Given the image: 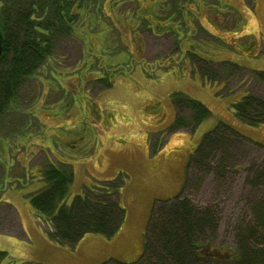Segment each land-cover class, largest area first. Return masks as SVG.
<instances>
[{
    "label": "rangeland",
    "instance_id": "rangeland-1",
    "mask_svg": "<svg viewBox=\"0 0 264 264\" xmlns=\"http://www.w3.org/2000/svg\"><path fill=\"white\" fill-rule=\"evenodd\" d=\"M84 6L76 33L56 38L52 57L0 116V250L7 253L1 264L67 263L47 246L60 245L30 204L29 195L44 185L40 167L73 172L67 203L85 187L120 177L121 231L131 215L125 182L150 169V156L175 160L178 194L191 153L217 123L264 145V124L250 126L233 110L244 92L264 98L256 76L264 70V0H87ZM175 93L209 108L194 130L188 122L171 128L176 116L188 121L192 113L172 103ZM227 152L230 164L249 166L264 148L246 142ZM201 169L189 171L184 196L199 208L214 203L223 210L215 246L231 247L233 214L240 207L247 212L259 188L245 172L221 181ZM140 225L141 219L133 223L120 255L143 245Z\"/></svg>",
    "mask_w": 264,
    "mask_h": 264
},
{
    "label": "trees",
    "instance_id": "trees-1",
    "mask_svg": "<svg viewBox=\"0 0 264 264\" xmlns=\"http://www.w3.org/2000/svg\"><path fill=\"white\" fill-rule=\"evenodd\" d=\"M86 1L0 0V116L12 105L19 87L52 57L56 38L76 33L75 27L85 17ZM256 76L264 81V70H258ZM172 103L192 110L188 121L176 116L172 129L188 122L194 130L210 115L205 104L181 93L172 95ZM233 110L240 121L250 126L264 124V98L253 92H244ZM246 142L264 148L224 122L206 131L189 158L180 192L154 202L141 256L130 263L109 259L101 264H264V155L254 158L249 166L230 164L228 160V149ZM209 151L212 154L208 158ZM201 168L221 181L228 175L245 172L259 188L247 203V212L240 207L233 214V245L223 248L226 250L215 246L223 210L214 203L199 208L184 196L189 171ZM38 171L44 185L32 192L29 200L39 217L49 224L47 236L51 241L73 248L85 233L107 238L116 233L125 214L120 203V177L85 187L67 203L73 172L51 163ZM6 256V251L0 250V264Z\"/></svg>",
    "mask_w": 264,
    "mask_h": 264
},
{
    "label": "crops",
    "instance_id": "crops-1",
    "mask_svg": "<svg viewBox=\"0 0 264 264\" xmlns=\"http://www.w3.org/2000/svg\"><path fill=\"white\" fill-rule=\"evenodd\" d=\"M162 149L163 148L160 149V152ZM148 163L152 164V166L149 167L150 169L143 168V171H141L142 173L132 176L130 182H125L123 196L128 202L131 215L125 216V222L121 231H119L120 226L116 233L110 238L98 233H85L78 239L73 248L61 244L57 247L52 245L51 242L47 243L48 247H55L58 252L57 255H60V257H58L59 259L65 260L67 262L66 264H81L83 258L90 256V263L96 260H103L104 257L108 258H105L106 261L109 259H116L118 261L119 259H126L125 261L130 263L141 256L144 248L143 245L139 246L135 253H124L123 255L131 254L126 258H122L123 255H120L122 249L127 250V247H129L127 236L133 231V223L141 219L140 230L143 231L148 225L150 219L149 213L152 211L154 202L157 200L170 199L177 195L175 160L169 158L167 161L160 163L158 158L152 155L148 159ZM183 169L184 168H182L181 171H183ZM141 209L143 210L140 211Z\"/></svg>",
    "mask_w": 264,
    "mask_h": 264
}]
</instances>
